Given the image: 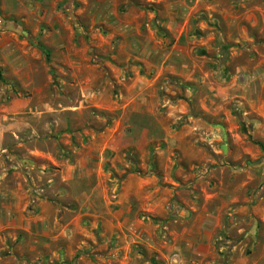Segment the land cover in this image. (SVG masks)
Here are the masks:
<instances>
[{"label": "rangeland", "instance_id": "rangeland-1", "mask_svg": "<svg viewBox=\"0 0 264 264\" xmlns=\"http://www.w3.org/2000/svg\"><path fill=\"white\" fill-rule=\"evenodd\" d=\"M2 191L0 264H264V0H0Z\"/></svg>", "mask_w": 264, "mask_h": 264}, {"label": "crops", "instance_id": "crops-1", "mask_svg": "<svg viewBox=\"0 0 264 264\" xmlns=\"http://www.w3.org/2000/svg\"><path fill=\"white\" fill-rule=\"evenodd\" d=\"M115 139L114 135H113V132L111 130H105L103 132H101L97 138L95 137L93 139V141H89V145H93V149L94 151H98L100 152V154L102 155L105 150L107 149H114V145H113V140ZM85 159H81V160H78V162L75 164V166H69V165H66L65 168H62L61 169V179L64 183H67L69 181H71L72 179H75V177L77 176V173L75 171V168L76 167H84V161ZM79 177H83V174H79ZM1 194V197L4 198L3 196L5 197H8L9 198V194L7 191H2V193L0 192ZM45 203V201H41V206H43ZM51 208V206H50ZM9 206L6 204V206L4 204H2V208L0 209V215L3 216V215H8L9 213ZM3 225L0 224V229H2ZM1 261V260H0ZM199 264H203L202 262L199 263Z\"/></svg>", "mask_w": 264, "mask_h": 264}, {"label": "trees", "instance_id": "trees-1", "mask_svg": "<svg viewBox=\"0 0 264 264\" xmlns=\"http://www.w3.org/2000/svg\"><path fill=\"white\" fill-rule=\"evenodd\" d=\"M26 38L31 44L36 45L41 48V44L37 40H35L34 38L30 36H26Z\"/></svg>", "mask_w": 264, "mask_h": 264}]
</instances>
